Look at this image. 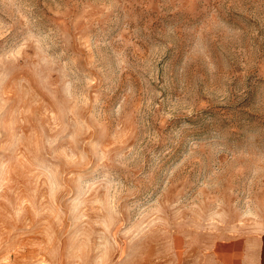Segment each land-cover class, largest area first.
<instances>
[{"label":"rangeland","instance_id":"374dc122","mask_svg":"<svg viewBox=\"0 0 264 264\" xmlns=\"http://www.w3.org/2000/svg\"><path fill=\"white\" fill-rule=\"evenodd\" d=\"M0 264H264V0H0Z\"/></svg>","mask_w":264,"mask_h":264}]
</instances>
